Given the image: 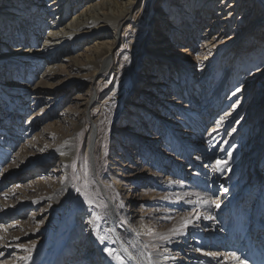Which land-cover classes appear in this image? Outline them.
Masks as SVG:
<instances>
[{"label": "rangeland", "instance_id": "rangeland-1", "mask_svg": "<svg viewBox=\"0 0 264 264\" xmlns=\"http://www.w3.org/2000/svg\"><path fill=\"white\" fill-rule=\"evenodd\" d=\"M161 1L162 0H154L153 2L155 15L153 14L154 16L150 19L152 20L153 27L149 35L146 36L147 47H145V50L141 53V57L150 56L149 53L151 52L152 45H156L155 47L163 46V50L156 49L155 53L164 55V61H166L167 64H172L174 67V70H171V76H169V74L166 77L170 79L172 76L175 77L178 75L177 78L180 79L181 76L179 75L182 73L183 76L187 75V73L190 74L191 83L197 87H195V89L193 88L195 94L192 90V93H187V96L189 99L193 96L197 97L199 104L195 105V107L196 110L199 111L198 115L204 121L203 128H201L200 131H195L193 128V120L190 118L186 119L183 116L185 112L182 111V109H184L185 104H187V101L183 100H186V98L181 97L185 95L184 93L186 90L183 81L181 85L178 86L179 89L177 92L172 93V89L169 88V90L166 89L165 94L159 92L155 93L156 99L154 105H150L147 103V100H143L141 96L147 91L150 92L152 90L153 82L155 84L164 82L165 71L164 69L162 70L161 67V75L156 79L157 81H154V79L149 80L147 78L148 74L153 71L152 67L149 68L148 71L144 70L143 65L135 71L131 70L130 64L123 67L121 65L123 61L121 60H124L125 57H129L132 52L130 45H125L126 42L124 41L118 42L115 46L114 52L116 51L115 53L118 54L119 61H116L114 58L112 59V68H114V70L111 71L112 68L107 67L105 72L99 73L94 77L91 75L89 78H92L93 83L90 87H88L87 83L81 84L77 80V84L74 82L71 83L74 88H67L66 85L72 79L69 77L71 73L68 71L69 69H63L59 75L60 77H57L55 84L61 92L65 93L62 98L63 100L60 99L58 104L64 102L61 106L59 105L60 107L57 108L56 106L55 113L50 115L48 111H50L52 107H49L48 104L51 101H48L45 96L41 98L42 100L39 104L37 103L35 109L28 110L24 114L21 113L20 120H16V123H14L15 129H18V123L21 124L20 129H22L28 121H31L36 112L41 111L42 108L47 106L42 115L39 116V119H41L40 125L36 127V130L30 136H26L28 140L24 139L21 143L18 144L17 142V145H12L13 157L11 159H5L3 155V158L0 159V175L4 171L5 173L10 172L11 175L17 174L15 177L7 179L8 181L1 180L0 197L2 199L4 198L5 205L18 209V202H15L16 197L24 196L34 199H30L32 201L23 209H18L16 213L10 214L9 216L0 215V226H3V228H0V232H2L0 235H5L6 232H3L4 230H8L6 235H10L12 232L14 234L20 233L21 237L17 240V244L24 247L27 252L25 256L18 258L17 254L21 251L20 249L10 248L7 250L1 247L0 261L11 264L18 259V261L23 264H57V261L65 264H79V262L87 256L88 252L92 250L88 249L87 246L82 247V245H79L80 242L76 249L73 245H70L72 239L78 234L83 240V243L89 240L90 236L91 238L92 236H96L101 241L106 255L110 256L115 264H121V260L117 259V256L123 257V264H131L130 260L125 255L126 253L118 250L113 242V238H115L116 235L113 231L114 228L108 225V218L106 217V210L108 205H111L112 201H114V203L116 202L115 205L117 204L125 208L129 206V213L132 215L139 214L140 217V215L143 214L145 219L148 218L146 221L150 228H152L151 234L163 233L162 236L164 237L165 235H169L163 230L165 225L162 224L165 223L167 218V212L165 211L168 208L176 210L173 221L175 220L174 222L177 224L183 222L181 217L184 215L187 216L186 220L191 219L196 227L193 230H188L190 233L187 235L188 242L178 238V240H182V243L178 246L175 245L176 247L174 248L176 253L186 257L183 260H176L174 262L175 264H226L224 261L221 263V261L225 259V255H233L234 252H232L231 249L223 248L222 246L215 247V245L218 242L220 243V241H218L219 237H225V233L223 234L222 232L228 231L226 230L227 227L230 226V219L228 217L231 216L235 210H230L227 206L225 215H218L220 220L222 217H227V219L222 222V229L218 231L219 235L218 233L212 235V232H210L212 228L208 227L206 229L201 215H199L198 211H193L197 209L196 200H208L210 198L208 197L209 195L212 196L210 202L211 206L214 208L213 213L216 212V204L218 203L221 204L222 208L226 207V202L231 196H229L228 191L222 193V187H224L225 184L219 186L217 179H215L214 170H217L218 161L227 160L230 149H233L236 145L240 146V154L230 165L238 164L242 155H244L246 159L240 162L241 166H244L236 171L230 169L231 166L228 165L225 171H223V175L227 178L229 173L233 174L231 178L233 182H236V179L239 182L241 180H248L247 175L250 174L249 177L251 180H249L248 186L252 190L250 192L251 195L247 193L249 195L247 200L256 199V195L261 194V191L258 190L259 182L254 183V181L258 178L255 177L257 175L259 176V181L264 183V141L261 142L262 150L259 151L258 148H255L251 143H248V146L242 145L244 141L240 140V138L242 136L244 138V135L242 134L241 128L237 129L235 135L232 134V131L238 121L248 122L245 123L243 127L246 126V124H251L255 128L258 125L257 123L261 121L264 103H262L258 109L259 103L256 102L257 98L255 96L257 89L264 91V69L262 71L259 70L258 74L249 73L247 79H245L244 84L251 81V84H249L250 89L248 85H246L244 91H246V93L248 92L246 94L247 96L237 115L234 116L232 123L229 124L223 132L220 130L218 132H216V130L212 132V129L216 126L220 117H211L210 113H212L213 110H211V112L209 110V114L207 113L208 115H206V110L208 111V108L204 107L203 109L200 100L203 94L208 92L210 85L212 87V84L215 83V79H213L214 75L213 73L211 74V72L217 68L212 65L213 62L210 60H208L210 63L204 62L206 58L210 59V57H208L207 54L209 53V47L203 46L202 41L205 39L207 43L221 41V39L218 38L211 40L212 37H214L213 34L221 28V30H227L222 36L224 37L222 41H224L225 45L229 43L230 47L227 45V50H229L232 46L237 45L236 41L244 31L242 29L245 28L243 25H238V17L243 12H249L248 16H243L244 18L248 17V19H246L249 20V23L252 25L256 19L254 15L259 12V9L255 7V5L249 7V3L242 4V1L238 0L239 4L233 15L231 25L226 26L227 28L219 26L216 30L210 31L209 35L205 37L203 34L206 31L204 30L209 28L211 24L209 22H211L213 18L218 17L213 9L207 17V22L202 25V29L199 30L194 40L188 41V38L183 37V41H180L181 44L175 46L172 44L171 40L167 39L166 42V37H162L163 34L160 35L158 32L162 30V28L158 30L156 27L158 24L164 23L162 22L163 12H160L162 6ZM9 5V7H12V5L14 6L15 4L11 3ZM141 5L144 6L142 12L145 11V14L142 13L141 16L144 20L148 18L147 11L152 4H150V0H140L138 7L140 8ZM244 6L248 7L245 11ZM157 7L159 9H157ZM135 12L136 10L132 13L131 17L122 24L119 29L120 33H125L124 29L127 27L126 25L128 23L133 21V14ZM73 14L74 12L70 15ZM168 31H171L170 26H168L167 30L163 31V33H167ZM135 36L138 37V33ZM104 39L105 38L101 36H97L96 33L95 35L93 34L91 40L88 41V39H86L80 45V52L84 55L87 51L93 50L97 43ZM105 40L108 39L106 38ZM161 41L163 42L160 43ZM124 47H126V49ZM224 54L225 53H223V55ZM170 59H174V62H168ZM120 65L121 72L117 73ZM45 67L46 64H44L41 70ZM207 71H210V76L206 74ZM136 74L141 75L142 79L139 76L136 78V76H134ZM252 74H255V77H253ZM205 75L207 76L206 79L203 78ZM138 77L140 78L139 81L137 80ZM229 78H231V75H229ZM178 82L180 81L178 80ZM216 86L218 88L219 82L216 83ZM63 88L69 90V92H65ZM159 88H161V86H159ZM233 89L232 86H228L224 91L223 100L221 101L224 108L222 107V109L217 112L220 113V116L232 109V103L225 106L224 102L229 100V95H231ZM3 94L7 95L8 93L3 91ZM214 94L215 93H212L213 96ZM29 95L33 97L31 93H29ZM65 97L68 99H64ZM92 98L93 101L87 107L80 106L78 103L82 100H84V102H89ZM32 99L33 98L28 99V106H30ZM168 101H170L171 104H169ZM232 102L236 103L237 99ZM22 104L23 101L21 99V102L20 100L18 102L19 107L23 108ZM132 104H135L137 109L139 108V116L135 121L129 119L131 118L130 110L132 108L129 107V105ZM141 108L149 113H147V115L144 114L143 110H140ZM10 112L11 110L8 111L6 109L3 114H0V119L2 120L6 115H11ZM155 116H158L157 121H155ZM259 125L260 128L258 127L254 130L257 134L261 131V127L264 124L262 122L261 124L259 123ZM123 127H127L125 131L129 133L132 132L138 135L139 138H142L145 146L143 148L138 146V144L133 142L131 136L126 135L125 132H119V129L121 130ZM216 127L219 129L220 126ZM198 132H200V135H197ZM36 133L41 135L37 137H40L39 143L42 146L44 144L43 147L49 146L54 148L56 145H59L58 143L60 141L68 137L79 140V151L77 154H72L67 164L69 166L66 165L69 169L68 177L70 178V190L68 196L65 198V202L62 203V207L59 208V210L54 208V201L52 198H48V196L53 191V188L64 178V171H61L63 164L60 158L57 157L51 162H47V160L43 161L45 165L37 169L38 171L32 170L31 166L34 162L36 161L37 163L40 158L45 157L44 153L38 148L35 149L31 147L33 142L31 143L30 140L32 137H35ZM220 133H222V135L219 136ZM1 134L5 136L3 131L2 133L0 132V136H2ZM247 134L250 135V132ZM171 142L175 144L174 148ZM95 144L96 147H94ZM165 144L170 146L171 149L167 148ZM222 147L226 149V152H220V154H218L219 149ZM142 149L145 150L143 151ZM2 150L5 151L4 148ZM183 150L187 152L184 153ZM199 155L201 160H199ZM261 156L262 159L260 160L259 158H261ZM251 159L254 160L253 167L260 172L251 173L252 170L249 169ZM176 165L183 167L184 171L180 172L176 170L174 172V166ZM245 168H247V172L242 177V172ZM24 170H29V174L24 175V173H27L24 172ZM199 174L207 176V185L203 184L201 182L202 180H198ZM118 177H120L121 180L119 184L116 185L114 180ZM231 179H228L229 183L227 184L228 186H226L227 188L230 186ZM166 185L167 187H171L170 190L166 188ZM168 192L172 194L170 195ZM236 192L237 188L233 193ZM11 194H14V196L12 197ZM34 202L35 204H33ZM252 202H254V200ZM187 203L190 204L188 205ZM245 203L248 204V201L246 202V200H243L241 203L239 202L240 208L238 207L237 211L244 212L250 217L249 214L252 213L250 211V206H243ZM97 216H99L100 219H97ZM215 218L217 217L215 216ZM263 219L264 215L262 220ZM87 220L89 222L94 221L93 227L90 230L87 226ZM194 230L195 233L199 234L198 237H195L196 234H194ZM244 231L245 229L243 228V232ZM216 236L219 237L217 238ZM100 237H104L105 239L102 241ZM169 238L171 237H165V239ZM243 240L244 236L241 234V238L239 240L237 239L236 242ZM258 240L263 241L260 234L258 235ZM232 243L233 242H230V244ZM262 244L264 245V242H261V245ZM236 248L239 250V253L234 254L237 255L239 259L241 258L240 260L246 264H252L248 257L249 248H247V250H240L241 244L235 245L234 243L233 250ZM73 249H75L76 252L72 251ZM106 249H112L113 254L110 255ZM208 253L214 255H208ZM217 253H219L218 255L221 254L223 257L217 260L215 259L216 262L213 260V262H211L209 257H212V259L216 258V256L218 257ZM84 264H93V261Z\"/></svg>", "mask_w": 264, "mask_h": 264}, {"label": "bare ground", "instance_id": "bare-ground-1", "mask_svg": "<svg viewBox=\"0 0 264 264\" xmlns=\"http://www.w3.org/2000/svg\"><path fill=\"white\" fill-rule=\"evenodd\" d=\"M241 1L242 4L249 3V7H253V5H255V7H258L259 12L254 15L256 19L254 23H252V25L249 23V20H247L248 17H246V19L243 16H248L249 12H243L244 14L241 13V15L238 17V25H243L245 28L242 29L244 31L240 34V37L236 41L237 45H234L229 50H227V45H229V43L225 45L224 41H222V39L224 38L222 36L224 33H226L227 30H221V28L217 32H215V34H213L214 37H212V39L210 38L211 40L218 38L221 39V41L219 40L210 43H207L206 39L202 41L203 46L209 47V53L207 54L208 57H210V59L206 58V61L204 62L210 63L208 61L210 60L213 62L212 65L217 68L215 70L213 68L214 71L211 72V74L213 73L214 75L213 79H215V83L212 84V87L210 85V89L208 88V92L204 93L202 99L200 100L203 109L204 107L208 108V111L206 110V115L209 114V110L210 112L211 110H213L212 113H210L211 117H220L218 119V122L216 123V126H220L219 129H217V127L215 126L212 129V132H214V130H216V132H218L219 130L223 132L224 129L232 123L234 116L237 115L238 111L241 108V105L243 104L247 96L246 94L248 92L246 93L244 89L246 85H248L249 87V84H251V81L244 84L245 79H247L249 73L258 74L259 70L262 71L264 69V0ZM153 2L154 0H150V4L152 5L147 11L148 18L143 20L141 16L145 11L142 12L144 6L141 5L140 8L138 7L140 0H0V114H3L6 109L8 111L11 110V115H6L5 118H3L2 120L0 119V132L2 133L3 131L5 133V136L2 134V136H0V159L3 158V155L5 159H11L13 157L12 145H17V142L18 144L21 143L22 140L26 139V136H30L36 130V127L41 123V119H39V116L42 115L47 106L42 108L41 111L36 112V114L33 115L31 121H28L25 126L22 127V129H20L21 124L18 123L17 128L20 129L18 130L15 129L14 123H16V120H20L21 113L24 114L28 110L35 109L37 107V103L39 104L42 100L41 98L45 96L48 101H51L48 104L49 107H52V109L48 111V114L50 113V115H53L55 113L56 106L58 108L64 102L63 101L58 104L65 93L61 92L55 84L57 77L61 74L63 69L67 68L71 73L69 74V77L72 79L66 85L67 88H74L71 83L74 82L75 84H77V80L81 84L87 83L88 87H90L93 83L92 78H89L91 75H93L94 77L99 73L105 72L107 67L112 68L113 58L116 61H119V56L117 53H115L116 51L114 52V50L117 43L123 41L126 42L125 45L128 44L130 45V48H132V52L127 60L120 59L121 61H123L121 62V65L123 67L130 64L132 71H135L142 65L144 66L143 68L146 71H148L149 68L152 67L153 71L151 70L152 72L148 74L147 78L149 80L154 79V81H157L156 79L161 75V67L162 70L164 69L165 71V78L163 80L164 82L157 84L153 82L152 90L150 92L147 91L141 96L143 100H147L148 104L154 105V101L156 99L155 93L159 92L161 94H165L166 89L169 90V88L172 89V93L177 92L179 89L178 86L181 85V82L183 81L184 86H186V90L184 93L185 95H182L181 97H185L186 100H183L187 101L184 109H182V111L186 113L185 114L182 112L183 116L186 119L190 118L193 120V128L195 129V131H200V129L203 128L204 121L198 115L199 111L196 110L195 107V105L199 104L197 101V97L193 96L192 98H190V100L187 96V93L191 94L192 90L194 93V89L195 87H197L193 85V83H191L190 74L187 73V75L183 76L182 73L181 75H179L181 76L180 79L177 78L178 75H176L175 77L172 76L170 79L169 77H166L169 74V76H171V70H174V67L172 64H167L166 61H164V55H162L161 53H155L156 49L163 50V46L155 47L156 45H152L151 48H155L153 49V51L151 49V52L149 53L150 56L141 57V53L145 50V47H147L146 36L149 35L153 27L152 20H150L155 15ZM161 2L162 6L160 8V12H163L162 22L164 23H161L160 25L158 24V26L156 27L158 30L162 28V30L158 31L159 34H163L162 37H166L165 41L167 42V39L171 40L172 44H174L175 46H177V44H181L180 41H183V37L188 38V41L194 40L199 30L202 29V25L207 22V17L213 11V9L218 17L213 18L211 22H209L211 23L209 28L204 30L206 31L203 34L205 37L209 35L210 31L216 30L219 26L226 27L231 25L233 15L239 4L238 0H162ZM11 3L15 5L9 7V4ZM247 8V6H244V11L247 10ZM157 9L159 8L157 7ZM135 10L136 12L133 14V21L126 25L127 27L124 29L125 33H120V27L126 20L131 17L132 13ZM72 12H74V14L70 15ZM168 26L171 27V31L163 33V31L167 30ZM95 33L97 36H101L105 39L107 38L108 40L104 39L100 41L99 43H97L96 47L93 50H89L83 55L79 49L80 45L86 39H88V41L91 40L93 34L95 35ZM137 33L139 35L138 37L135 36ZM162 42L163 41H161L160 43ZM124 48L126 49V47ZM223 53L225 54L223 55ZM170 61L173 63L174 59L168 60V62ZM44 64H46V67L41 70ZM121 65L117 70V73L121 72ZM113 70L114 68L111 69V71ZM209 73L210 71L206 72L207 75ZM211 74H209V76ZM229 75H231V78H229ZM254 75L253 77H255ZM134 76H136V78L137 76H139L142 79L141 75L136 74ZM139 77L137 79L138 81L140 80ZM203 78L206 79L207 76L205 75L203 76ZM178 80L180 82H178ZM217 82H219L218 88L216 86ZM159 86H161V88H159ZM228 86H232L234 89L231 95H229V100L224 102V104L226 106L232 103V109H230L225 114L221 113L222 115L220 116V113L217 112L223 107L221 101L223 100L224 91ZM63 89L65 92H69V90L65 88ZM237 89H239V91H237ZM3 91L8 94L4 95ZM29 93H31V96L33 97H30ZM212 93H215L214 96L212 95ZM255 97L257 98L256 102L259 103V109L260 105L264 103V91L257 89ZM29 98H33L31 100L30 106H28ZM21 99L23 101V108L19 107L18 105V102L19 100L21 102ZM64 99L68 98L65 97ZM236 99V103L232 102L233 100L236 101ZM92 101L93 98L89 102H84V100H82L78 103L80 106L87 107ZM168 103L171 104L170 101H168ZM129 107H132L130 110L131 118L129 119L135 121L139 116V108L137 109V106L135 104L129 105ZM140 110L143 109L141 108ZM143 112L146 115L147 113H149L147 111L145 112L144 110ZM262 114L263 116H261V121L259 122L260 124L262 122L264 124V111ZM157 117L158 116H155V121L158 120ZM245 123L248 122L238 121L235 124L232 134L235 135L237 129L241 128L243 132L242 134L244 135V138L243 136L240 138V140L244 141L242 142V145L251 143V145L261 151V142L264 141V125L261 127V131L257 134L254 130L258 127L260 128L259 123H257L258 125L256 128L251 124H246V126L243 127ZM249 125L251 126L248 127ZM127 127H123L121 128V130L119 129V132H125L126 135L131 136L135 144H138V146L143 148L145 144H143L144 142L142 138H139L138 135L132 132L129 133L128 131H125ZM248 132H250V135L247 134ZM38 135L39 134L36 133L35 137H32V139L30 140L31 143L33 142L31 144V147L35 149L38 148L44 153L45 157L40 158L37 163L35 161L32 166L30 163L32 170L38 171L37 169H40L45 165L43 161L47 160V162H51L57 157L60 158V161L63 164L61 167V171H64V178L53 188V191L48 196V198H52V200L54 201V208L56 210H59V208L62 207V203L65 202V198L68 196L70 190V178L68 177L69 169L66 167V165L68 164V161L71 158L72 154H77V152L79 151V140H74L72 137H68L60 141L58 143L59 145H56V147L54 148L49 146L43 147L44 144L42 146L39 143L40 137H37ZM197 135H200V132H198ZM220 135H222V133H220L219 136ZM165 145L167 148L171 149L170 146H167V144ZM172 145L174 148L175 144L172 143ZM94 147H96V144L94 145ZM3 148L6 152L2 150ZM239 149V145H236L233 149H230L227 160L220 161L223 162L221 164L217 163V170H214L215 179H217L219 186L225 184V186L222 187V193L228 191L229 196H231L226 202V207H223V209L221 207V204L218 203L219 207H217L216 212L213 213L214 208L211 206V203H205L204 201L206 200L200 199L196 200L197 209L193 211H198L199 215H201V218L203 219V222L205 223V228H212L210 232H212V235H214L215 233H218L220 229H222L223 220L227 219V217H222L220 220V217L218 215L224 216L227 210V206L230 210H235L232 215L228 217L230 219V226L226 229L228 231L222 232L223 234L225 233V237L220 238L219 236H216L217 238L219 237V240H217L220 241V243L216 242L217 244L215 245V247L222 246L223 248L231 249L235 254H238L239 250L237 248L233 250V244L235 243V245H237L238 241L236 242V240H239L241 238V234H243L245 240L248 238L251 239L253 235V240L256 241L257 238L255 237V234L258 233L259 229L263 231V238L261 239L264 240V219L262 220L264 215V199H262L264 198V183H261L262 181H259V176L256 175L255 177L258 178L254 181V183L259 182L258 190L261 191L262 195L259 194L256 195V199L247 200L249 196L247 193H250L252 190L248 186V183L250 182L249 180H251V178L249 177L250 174L247 175L248 180H241L239 182L237 181V179L236 182H233V180L231 179L233 174L229 173L227 178L223 175V171H225L228 165H230L231 162L236 160V158L239 156ZM142 150L144 151L145 149ZM183 151L184 153L187 152L186 150ZM220 152L225 153L226 149L222 147L219 149L218 154H220ZM245 159L246 158H244V155H242L239 163L236 165H230V169L238 171V169L244 166H241L240 162L244 161ZM259 159L261 160L262 156ZM199 160H201V157L199 158ZM253 162L254 160L251 159L249 169H251L252 172H250H260L258 169H255L253 167ZM174 167V172L176 170H179L180 172L184 171L183 167L181 166L176 165ZM221 168L223 170H221ZM28 171L29 170H24V172H27L24 173V175L29 174ZM246 172L247 168L243 170L242 177ZM4 173L5 171L0 175V183L2 179L7 180L17 175H11L10 172H7L5 174ZM198 176V180H202L201 182L207 185V176L204 174H199ZM228 179H231L232 181L229 184L230 186L227 188L226 186H228L227 184L229 183ZM120 180L121 178L118 177L116 178V180H114V183L118 185ZM166 188L170 190L171 187H167L166 185ZM236 188L237 192L233 193ZM168 194L171 195L172 193L168 192ZM11 195L12 197L14 196V194ZM208 197L210 198L207 201H210L212 196L209 195ZM30 199L32 198L24 196L16 197L15 202H18V209H23L27 204L34 200ZM243 200H246V202L248 201V204L245 203L246 205L243 204V206H250V211L252 212L249 214L250 217H248L244 212L237 211L238 207L240 208L239 202L241 203V201ZM253 200L254 202H252ZM115 203L114 201H112L111 205H108V208L106 210L108 225L114 228L113 231L116 235V237L113 238L114 244L117 246L118 250L126 253L125 255L128 257L131 264H175L174 262L176 260L185 259L186 256L176 253L174 248L179 244L181 245L182 240L187 241V235L190 234L189 231L195 229L196 226H194L191 219L186 220L187 216L184 215L181 217L183 219V222L177 224L174 222L175 220L173 221V216H175L176 210L173 208H168L165 211L167 212V218L165 220V223L162 224L165 225V227L163 228L165 233L169 234L165 235V237L171 238L165 239V237L162 236L163 233L151 234L152 228H150V226L147 224L146 219L148 218L145 219L143 214H141L140 217L139 214L132 215L129 213V206L128 208H125L117 204L115 205ZM33 204H35V202ZM187 204L189 205L190 203ZM259 205H261L262 207ZM18 209L12 206H6L4 198L2 199L0 197V215L3 214L9 216L10 214L16 213ZM215 216L217 218H215ZM186 221H190L191 223H189L187 227H184ZM87 222L89 230L92 229L94 221L89 222L87 220ZM243 228L245 229L244 232ZM3 232L6 233L4 236L0 235L3 237V239L0 240V248L4 247L7 250L10 248H17L21 250L17 254L18 258L25 256L27 252L25 251L24 247L17 244V240L20 239L21 234H14L12 232L10 235H6L8 233V230H4ZM193 232L194 234H196L195 237L199 236V234L195 233V230ZM1 233L2 232H0V234ZM178 238L182 240L180 241L178 240ZM230 242L233 243L230 244ZM258 242L261 243L262 241ZM253 243L254 242L250 241L247 242L246 245L249 244V248H251ZM78 244L82 245V247L87 246L88 249L92 250L91 252H88L87 256L84 257V259H82L79 264H84L86 262L91 263L92 261L93 264H115L110 256L106 255L101 241L96 236H92V238L90 236L89 240H86L85 243H83V240L77 234V236L70 242V245H73V247H75L76 249ZM75 249H73L72 251L76 252ZM218 254L219 253H217V255ZM253 254L258 256L259 254H262L264 258V250L259 253L258 249L256 248V251H254ZM221 257L223 256L220 254L218 255V257L216 256V258L212 259V257H209V259L211 260V262H216V260L218 258L220 259ZM237 258H239L237 255H225V259L222 260L221 263H223L224 261L226 264H246L245 262L240 260L241 258ZM0 264L10 263L0 261ZM11 264L23 263L19 262L17 259L14 263ZM57 264L65 263L57 261Z\"/></svg>", "mask_w": 264, "mask_h": 264}, {"label": "snow or ice", "instance_id": "snow-or-ice-1", "mask_svg": "<svg viewBox=\"0 0 264 264\" xmlns=\"http://www.w3.org/2000/svg\"><path fill=\"white\" fill-rule=\"evenodd\" d=\"M128 59V57H125V60H127ZM237 91H239V89H237ZM114 95V94H113ZM218 164H221V163H223V162H217ZM221 170H223L222 168H221ZM205 203H211L210 201H204ZM216 206L217 207H219V204H216ZM97 219H100V217L99 216H97ZM189 223H191L190 221H186L185 222V224H184V227H187L188 226V224ZM3 226H0V228H2ZM3 239V237L2 236H0V240H2ZM100 239L103 241L105 238L104 237H100ZM106 251H108L109 252V254L110 255H112L113 254V250L112 249H106ZM208 255H214V254H212V253H208ZM233 255L235 256V254L233 253ZM117 259H120L121 260V264H123V257H120V256H117L116 257ZM237 259H239V258H237Z\"/></svg>", "mask_w": 264, "mask_h": 264}, {"label": "flooded vegetation", "instance_id": "flooded-vegetation-1", "mask_svg": "<svg viewBox=\"0 0 264 264\" xmlns=\"http://www.w3.org/2000/svg\"><path fill=\"white\" fill-rule=\"evenodd\" d=\"M262 232H263L262 230L258 229V233L261 234V236H262L261 238H263V233Z\"/></svg>", "mask_w": 264, "mask_h": 264}]
</instances>
